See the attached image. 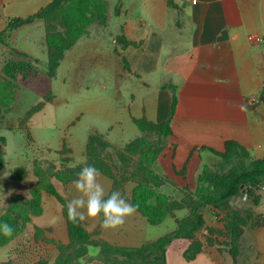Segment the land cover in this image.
<instances>
[{"label": "crops", "instance_id": "crops-1", "mask_svg": "<svg viewBox=\"0 0 264 264\" xmlns=\"http://www.w3.org/2000/svg\"><path fill=\"white\" fill-rule=\"evenodd\" d=\"M53 1L0 0V32L10 20L32 16ZM107 1V24L89 27L65 53L55 77H59L67 62L69 82L85 94L83 102L87 113L93 116V129L77 152L69 146L66 153H61L64 146L45 160L57 169L86 165L88 140L94 132L112 146L123 148L142 135L135 119L161 123L169 118L175 95L173 135L154 165V170L169 181L160 193L181 200L184 194L194 192L204 167H212L220 158L212 151L224 152L230 141L240 144L252 159H263L264 43L251 42L249 36L264 37V0ZM37 30L44 32L39 40L44 47L45 25L41 20L12 33L15 46L32 57V51L21 47L22 34L27 36ZM121 36L129 42L127 47L118 42ZM253 96L260 102L250 107L246 101ZM241 104L244 110H240ZM37 113L27 122L28 129ZM126 133L134 134L133 139L122 140ZM27 178L29 174L16 180L21 183ZM33 181L30 179L28 189L16 190L9 198L30 194ZM101 183L110 194L113 179L102 174ZM52 184L68 202L78 195L72 182ZM135 187L134 182L128 181L122 192L130 198ZM259 194L258 205L245 191L231 205L264 218V183ZM50 196L42 191V214L30 224L34 229L41 228L45 238L36 240L35 229L31 244L44 261L53 264L60 254L55 242L68 244L69 234L62 207ZM189 213L188 209L176 211L174 217L168 216L156 226L138 211L116 229L102 228L100 219L83 222L90 233L99 231L95 240L139 248L175 232L177 220ZM225 215V211L207 208L205 226L196 235L202 252L188 261L184 254L192 241L174 240L167 247V264H264V224L257 226L251 219L244 227V246L236 262L230 252L231 239L226 235ZM173 249L176 253L172 255ZM43 250H50V254ZM99 255L100 248L92 246L82 263L104 264Z\"/></svg>", "mask_w": 264, "mask_h": 264}, {"label": "trees", "instance_id": "trees-1", "mask_svg": "<svg viewBox=\"0 0 264 264\" xmlns=\"http://www.w3.org/2000/svg\"><path fill=\"white\" fill-rule=\"evenodd\" d=\"M66 2L68 4L65 6ZM170 3H172L171 0ZM107 11L106 0H54L32 16L10 20L6 28L0 32V45L9 44L12 33L18 28L42 20L46 24L47 31L48 73L49 77L54 79L65 53L83 34L87 33L88 27L97 21L102 25L107 24ZM118 42L123 47L129 45L123 36L118 38ZM50 95V98L29 110L26 121L41 111L46 103L54 101V95L52 93ZM176 106L177 96L175 95L170 116L161 123H155L146 118L135 119L134 122L142 135L123 148L112 146L98 132L92 133L87 145L86 165L65 169L55 168L56 179L67 185L77 178V174L83 167L95 165L102 174L113 179L112 191H119L129 203L137 206V211L154 226L163 223L168 216L174 217L176 211L188 209L189 216L177 220L178 228L175 232L139 248L117 247L105 240H95L94 236L98 235L99 231L90 233L84 222H71L67 214L68 201L54 184L48 182L44 183L43 188L32 189L30 199L26 200L22 196H14L10 199L5 215L0 218V224L7 222L14 231L11 236H5L3 241L0 239V245L12 241L17 237L19 229L23 230L27 224L32 223L34 217L42 214L41 193L46 191L60 203L69 234L68 244L55 242L60 254L53 264H83L82 260L89 254L92 246L100 248L99 259L104 264H167V247L177 239L192 241L184 256L186 260L193 261L202 252V243L196 239V235L205 226L204 211L207 208L226 212V235L231 239L230 252L237 262L244 246V227L251 219H254L255 225H263L264 218L254 217L250 211L243 212L235 209L231 202L234 196L239 197L245 191L255 205L259 204V193L264 183V158L254 160L240 144L227 142L224 152H212L226 163L237 162L234 170L228 174L218 175L211 170V167L205 166L198 176L196 190L185 194L180 201L160 193L159 190L169 181L167 177L154 170V165L173 135L172 120ZM67 151L64 147L61 153ZM117 165H121V168L132 167V171L128 176H118ZM0 166L2 167L1 163ZM124 173L127 171L124 170ZM26 175L25 171L13 172V177L17 180L25 178ZM128 181L136 184L130 198L122 192L125 182ZM206 183L216 187V192L202 193L200 188ZM35 229V239L44 240L43 230L37 226ZM2 234L0 232V238Z\"/></svg>", "mask_w": 264, "mask_h": 264}, {"label": "rangeland", "instance_id": "rangeland-1", "mask_svg": "<svg viewBox=\"0 0 264 264\" xmlns=\"http://www.w3.org/2000/svg\"><path fill=\"white\" fill-rule=\"evenodd\" d=\"M106 2L108 4L107 0ZM67 4L68 2L65 6ZM95 23L101 24L97 21L90 27ZM44 25V47L39 44L44 34L42 30L34 31L27 36L22 34L21 47L32 51L33 57L21 52L20 47L15 46L12 41V36L9 44L0 45V163L2 164V167L0 166V218L6 213L11 199L9 196H12L16 190L28 189L30 179L34 180L33 189L43 188L44 183L48 182L59 183L55 177L56 166L54 167L45 158H50L64 146H70L77 152L84 145L82 140L85 141V136L93 129L91 127L93 116L87 113L83 102L86 99L85 94L78 92L75 85L69 82L67 62L58 78L52 80L49 77L47 31L46 24ZM27 32L28 29H25L24 33ZM51 93L55 96V100L52 103H46L44 109L30 121L28 129L26 127L27 113L38 103L50 98ZM113 135L118 134L113 133ZM133 137L134 134L126 133L122 134L121 139L128 142ZM236 166L237 162L226 163L219 158L214 162L211 170L218 175H224L230 173ZM14 170L25 171L30 178L20 183L12 175ZM124 170L127 173H124ZM116 171L119 173L118 176H128L132 167L121 168V165H117ZM196 188L197 185L194 191ZM200 190L202 193H214L217 189L206 183ZM22 197L27 200L31 198V195L26 194ZM50 197L59 205L54 197ZM165 231L168 232V228ZM34 232L33 225L29 223L23 230H18L19 235L17 234L12 241L5 245L1 244L0 264H48V261H44L31 244L34 240ZM0 239L2 241L5 239L4 234ZM44 253L49 255L50 250ZM171 253L175 254L176 249H173ZM12 255L16 257L13 259Z\"/></svg>", "mask_w": 264, "mask_h": 264}, {"label": "clouds", "instance_id": "clouds-1", "mask_svg": "<svg viewBox=\"0 0 264 264\" xmlns=\"http://www.w3.org/2000/svg\"><path fill=\"white\" fill-rule=\"evenodd\" d=\"M239 108L244 110L245 106L241 104ZM101 176L95 165L85 166L77 174L72 184L78 195L67 204L68 219L73 223L100 219L102 228L116 229L125 223L127 217L135 214L137 206L129 203L119 191L107 194ZM13 231L7 222L0 224L4 236H11Z\"/></svg>", "mask_w": 264, "mask_h": 264}, {"label": "built area", "instance_id": "built-area-1", "mask_svg": "<svg viewBox=\"0 0 264 264\" xmlns=\"http://www.w3.org/2000/svg\"><path fill=\"white\" fill-rule=\"evenodd\" d=\"M249 40L251 42H255V43H264V37L257 36V35H251V36H249ZM246 102H247L248 106L254 107L260 101H259V98L257 96H253V97L248 98Z\"/></svg>", "mask_w": 264, "mask_h": 264}, {"label": "water", "instance_id": "water-1", "mask_svg": "<svg viewBox=\"0 0 264 264\" xmlns=\"http://www.w3.org/2000/svg\"><path fill=\"white\" fill-rule=\"evenodd\" d=\"M237 198H238L237 196H234V197H233V201H236V200H237Z\"/></svg>", "mask_w": 264, "mask_h": 264}]
</instances>
